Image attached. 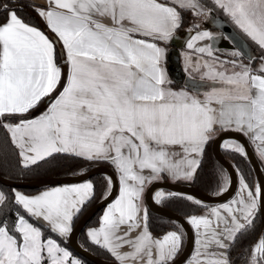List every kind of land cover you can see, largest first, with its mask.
Wrapping results in <instances>:
<instances>
[{
  "label": "snow or ice",
  "instance_id": "6c2138e0",
  "mask_svg": "<svg viewBox=\"0 0 264 264\" xmlns=\"http://www.w3.org/2000/svg\"><path fill=\"white\" fill-rule=\"evenodd\" d=\"M213 5L264 52V0H213ZM2 7L0 118L15 122L0 125L22 164L53 154L111 163L119 194L88 237L119 264H174L185 233L180 228L153 236L143 207L145 189L164 175L191 180L199 166L195 157L218 130L248 137L264 157V55L256 66V57L248 55L245 63L239 50L222 60L210 44L199 43L215 39L213 33L196 25L186 43L191 52L183 55L202 81L211 82L201 96L167 86V50L161 46L173 39L183 10L197 17L211 11L200 0H45L34 10L52 38L26 23L18 9ZM57 47L64 69L56 62ZM42 102L46 109L28 118ZM229 147L246 154L238 141ZM239 182L234 198L189 217L198 247L188 264H232L228 250L264 206V186L249 185L243 176ZM229 187L222 174L217 194ZM13 196L25 215L17 212L11 227L0 221V264H82L26 217L42 219L66 237L74 216L94 196L91 182ZM163 198L156 193L157 200ZM7 199L0 191V205ZM244 264H264V234Z\"/></svg>",
  "mask_w": 264,
  "mask_h": 264
},
{
  "label": "trees",
  "instance_id": "16d2710c",
  "mask_svg": "<svg viewBox=\"0 0 264 264\" xmlns=\"http://www.w3.org/2000/svg\"><path fill=\"white\" fill-rule=\"evenodd\" d=\"M201 1L205 3L208 6V8L211 10L212 6L209 0H201ZM3 2H9V4L7 5L10 8L18 9L17 14L28 23L42 27L41 24L42 20L37 15V12L34 10L36 9V7L29 0H0V22L3 21V18L6 15L2 7ZM17 3H19L20 5H18ZM185 18L186 16L183 10L182 22L180 27L178 28V32H183L189 29V24L186 22ZM260 55H264V53L261 52ZM57 58L59 61H61V57L58 49H57ZM173 84L181 85L180 83L176 82L174 79H173ZM30 113L26 114V116L30 117L31 116ZM0 121H3L4 123H13L15 122V118L13 117L0 118ZM214 138L215 137H213V139H211L209 143L206 145L201 160L199 162V166L195 173V176L191 181L188 182L210 193L219 192V183L221 181V176L225 172V168L221 163L218 162V160L216 159L213 153L212 144ZM18 152H19L18 148L11 141L10 133L6 130L5 127L0 125V173L9 178L28 180V179H37L48 176L75 174L80 171L89 169L90 165L95 162V161L84 160L82 158H78L69 154H53L51 157H47L42 161H38L37 164L35 165H29L25 167L21 162ZM224 154L233 162V164L237 168V171L240 172L241 176L244 177L245 181L249 185H253L254 174L248 159L243 155L244 153H240L235 150H226ZM90 179L93 181V185H94V196L82 207L81 211L74 217L73 227L78 222L82 214L88 208H90L94 203L100 200L108 190L107 178L104 175L98 174ZM0 188L8 197L7 201L3 205H0V221L6 220L9 223V227H11L12 222L16 218L15 214L19 212L21 215H25V212L22 208H20V206H18L15 203L13 196V191H15V189L5 186L1 182H0ZM39 189H21V190L25 192H34ZM162 204L168 207L169 209L180 213L186 218H188L189 215L191 214H197L202 208L201 205H197L195 204L194 201L189 200L187 196L176 193L172 194L171 196H168L167 198H164L162 200ZM102 210H100L89 221L87 226L97 225L99 223V217ZM147 210H148V227L151 231L162 233L171 227L179 226L173 220L161 216L159 214H156L148 208ZM26 218H29L30 222L40 227L46 237L51 236L52 238L58 240V242L62 246L67 247L74 254L81 257L85 264H95L93 261L89 260L88 258L76 252L69 245L68 238L60 237L57 233L52 232L49 227H47L46 225H44L34 217H26ZM85 229L82 231L79 238L81 245L91 250L98 256L110 260H115L114 256L111 255L105 248L94 244L92 241L88 239ZM261 229H262V219L260 212L258 210L255 216L253 226L243 231L241 234H239L235 242H233L231 248L228 250L230 259L235 256V250L237 249L242 250L248 244L257 241L262 232ZM184 244H185V235L183 237L182 247L184 246Z\"/></svg>",
  "mask_w": 264,
  "mask_h": 264
},
{
  "label": "water",
  "instance_id": "95a60500",
  "mask_svg": "<svg viewBox=\"0 0 264 264\" xmlns=\"http://www.w3.org/2000/svg\"><path fill=\"white\" fill-rule=\"evenodd\" d=\"M211 15V26L221 31L237 50L245 53L243 57L248 59V55L253 56L254 49L252 48L251 44L247 40H245L228 21H226L222 17L216 16L213 12H211ZM41 24L44 31L49 35L50 38H52V34L48 32L42 21ZM190 30L191 29L175 33L173 39L170 41L171 46L167 55L169 73L176 82L184 85L186 88L192 91H208L211 84L210 81H202L201 78L188 75L182 66L181 50L186 48L187 41L189 40L190 36L194 34L193 30ZM57 49L60 53L59 47H57ZM223 51L226 54H230L225 49ZM61 61L62 68L64 69V62L62 58ZM63 82L64 81L62 78V83ZM53 95H56V93H53ZM46 107L47 104L42 102L39 107L31 111L30 114L36 115L43 111ZM231 139L239 141L244 146L246 150L245 157L248 159L251 165L255 180L257 184L264 186V168L259 158L257 157L249 139L235 132L229 133L223 131L215 136L212 148L216 159L223 165V167L229 174L230 187L227 192L218 195L217 193L207 192L192 183L175 182L170 180L153 181L151 182V184H149L145 191L144 198L147 208L156 214L173 220L183 229L185 233V244L179 255L175 257L174 264H184L190 258L195 246V232L192 226L188 223V219L186 217L158 202L155 198V193L160 189L166 190L172 193L192 197V199L199 200L201 201V204L206 206L219 205L232 199L236 194L239 185V175L237 168L235 167L233 162L223 152V145ZM98 174H102L105 177L110 178L111 185L106 194L82 214L78 222L72 228V232L69 233L68 242L76 252L93 261L95 264H119L117 260H110L98 256L91 250L82 246L79 241L80 235L82 231L87 227L89 221L107 204H109L117 195L119 180L114 168L106 164H91L89 169L75 174L48 176L28 180L13 179L0 173V182L3 185L11 187L13 189H39L60 184L81 182L90 179ZM259 212L262 219L261 234H264V206L259 208Z\"/></svg>",
  "mask_w": 264,
  "mask_h": 264
},
{
  "label": "crops",
  "instance_id": "0c3cea01",
  "mask_svg": "<svg viewBox=\"0 0 264 264\" xmlns=\"http://www.w3.org/2000/svg\"><path fill=\"white\" fill-rule=\"evenodd\" d=\"M32 4H34V6L36 7V9H39V8H42V7H44L45 6V0H29ZM179 10V9H178ZM18 15V14H17ZM181 15H182V12H181ZM19 16V15H18ZM212 16V15H211ZM22 18V17H21ZM41 18V17H40ZM23 19V18H22ZM24 20V19H23ZM41 20H42V18H41ZM25 21V20H24ZM210 21V20H209ZM26 23H28L27 21H25ZM29 24H31V23H29ZM44 24V23H43ZM31 25H33V26H36V27H38V28H40L42 31H44V29H43V26L42 27H39V26H37V25H34V24H31ZM45 25V24H44ZM181 25V24H180ZM178 32V29L176 30V32L175 33H177ZM47 34V33H46ZM195 34V33H194ZM193 34V35H194ZM219 35V34H218ZM215 37V39H218V42L219 43H217V42H215L214 41V39L213 40H211L210 42L208 41V40H206V41H201V42H199L200 43V45L202 46L203 44H205V43H207V44H210L211 46H212V48H213V50H214V55H216V56H219L220 57V59H222V60H228V59H231V53L232 52H234V46L233 45H231L227 40H226V36H224V38H222V37H220V36H214ZM171 41V40H170ZM170 41H168V42H166V43H164V42H162L161 43V46H164V47H166V50H167V53H166V57H165V68H166V70H167V76H168V79L170 80V84H168L167 86L168 87H170V88H172L173 90H180V89H184V90H186V91H188V92H190L191 94H199V95H201L202 96V94L205 92V91H203V92H195V91H192V90H190V89H188V88H186L184 85H174L173 84V78H172V76H171V74L169 73V69H168V61H167V55H168V51H169V48H170ZM209 43H208V42ZM217 43V44H216ZM226 43V44H225ZM221 45V46H220ZM214 48H216V49H214ZM224 49H226L228 52H230V54H226L223 50ZM236 49V48H235ZM237 50V49H236ZM185 52H191V50H189V49H187V48H185V49H182L181 50V57H182V55L185 53ZM205 59H210L209 57H207V56H205ZM241 59L245 62V63H249V60H247V58H245V57H241ZM56 62H57V64L62 68V61H59L58 60V58H57V53H56ZM258 63H259V57H256V60L255 61H253V65L254 66H256V65H258ZM63 69V68H62ZM192 71V70H191ZM189 74H190V76H193V77H197V78H201V74L199 75V74H192V73H190L189 72ZM46 109V108H45ZM44 109V110H45ZM43 110V111H44ZM42 112V111H41ZM40 112V113H41ZM40 113H38V114H36V115H31L30 117H28V118H32V117H35V116H38ZM219 132H221L220 130H218L217 131V134H216V136L219 134ZM223 132V131H222ZM215 137V136H214ZM248 138V137H247ZM249 139V138H248ZM237 140H233V139H231V140H229L228 142H230V143H233V142H236ZM249 141H250V143H251V145H252V147H253V149H254V151H255V153H256V155H257V157L261 160V162H262V166H263V168H264V157H261L260 155H259V153H258V151H257V148H256V145L249 139ZM239 142V141H238ZM240 143V142H239ZM241 144V143H240ZM233 149V148H232ZM19 150V149H18ZM175 151H179V148H176L175 149ZM202 155H203V153H202ZM202 155H200V156H197V157H195L196 159H198L199 160V162H200V160H201V157H202ZM190 159L191 158H193V157H189ZM20 159H21V157H20ZM92 164H95V165H97V164H106V165H108V166H111L112 168H114V166L111 164V163H109V162H105V161H95L94 163H92ZM114 170H115V172L117 173V171H116V169L114 168ZM196 171H197V169H196ZM196 173V172H195ZM144 174L145 175H147L148 174V170H144ZM194 176H195V174H194ZM193 176V177H194ZM117 177H118V173H117ZM107 178V177H106ZM109 179V180H108ZM193 179V178H192ZM191 179V180H192ZM119 180V179H118ZM161 180H170V181H175V182H189V181H191V180H183V179H179V180H177V179H173V178H171V177H169L168 175H164L163 176V178L161 179ZM109 181H111V179L110 178H107V182H108V189H109V187H110V185H111V183H109ZM84 182H91L92 184H93V181L91 180V179H87V180H84V181H81V182H77V183H68V184H60V185H55V186H49V187H45V188H42V189H39V190H37V191H34V192H25V191H23V190H20V189H16L15 191H19V192H21V193H23V194H25V195H29V196H34V195H38L39 193H41V192H43V191H45V190H48V189H51V188H53V187H60V186H65V185H71V184H79V183H84ZM254 184H256L255 182H254ZM119 188H120V184H119ZM119 188H118V192H117V195L115 196V198L118 196V194H119ZM147 188V187H146ZM237 189H239V187L237 188ZM145 191H146V189H145ZM167 193H169V192H167ZM237 194V193H236ZM236 194H235V196H236ZM144 195H145V192H144ZM235 196H233V198L235 197ZM114 198V199H115ZM114 199L111 201V202H113L114 201ZM231 200V199H230ZM110 202V203H111ZM228 202V201H227ZM108 205V204H107ZM107 205L103 208V210L101 211V214H100V217H99V223L97 224V225H91V226H87L86 227V229H85V232H86V235H87V237H88V231H89V229H91V228H96V227H99L100 226V224H101V218H102V216H103V213L105 212V210H106V208H107ZM199 205H201L202 206V208H201V210L199 211V212H207V209L208 208H210V207H213V206H217V205H203V204H199ZM143 207L147 210V206H146V204H145V198H144V196H143ZM75 217V216H74ZM35 218V217H34ZM37 219V218H36ZM37 220H39L41 223H43L44 225H46L47 227H49L48 226V224H47V222L46 221H43L42 219H37ZM73 220H74V218H73ZM147 225H148V210H147ZM177 227H180V226H177ZM177 227H171V228H169V229H167L166 231H164V232H162V233H157V232H154V231H151L150 229H149V227H148V229H149V231L153 234V236H155V237H162L164 234H166L168 231H173V230H179L180 228H177ZM72 228H73V223H72ZM69 235V234H68ZM68 235L66 236V237H64V238H67L68 237ZM262 235V234H261ZM260 235V236H261ZM195 236H196V234H195ZM196 238L197 237H195V240H196ZM88 239L90 240V238L88 237ZM91 241V240H90ZM182 244H183V242H182ZM62 246V245H61ZM62 247H64V246H62ZM102 247V246H101ZM196 247H198V245H196V243H195V247H194V250H193V253H192V255L190 256V258L188 259V260H190L191 259V257H193V255H194V251H195V248ZM65 248V247H64ZM182 245H181V247H180V250H179V252L177 253V255H179V253H180V251L182 250ZM67 249V248H66ZM71 254H72V256L74 257V258H76V259H79L80 261H82V264H85L84 262H83V260H82V258H80L78 255H76V254H74L70 249H67ZM125 250H128V249H125ZM176 255V256H177ZM175 256V257H176ZM115 258V257H114ZM115 260H116V258H115ZM188 260H187V262H188Z\"/></svg>",
  "mask_w": 264,
  "mask_h": 264
},
{
  "label": "rangeland",
  "instance_id": "374dc122",
  "mask_svg": "<svg viewBox=\"0 0 264 264\" xmlns=\"http://www.w3.org/2000/svg\"><path fill=\"white\" fill-rule=\"evenodd\" d=\"M209 2H210V4H211V6H212V8H211V11L216 15V16H218L219 15V17H222V18H224L226 21H228L239 33H240V35L245 39V40H247L250 44H251V46H252V48L254 49V54L253 55H255V54H257V56L258 57H260L261 55H260V53L262 52L261 51V49L254 43V42H252L251 40H250V38H248L237 26H235L233 23H232V21L230 20V18L227 16V15H225L223 12H222V10H220V9H218V8H216L214 5H213V0H209ZM200 3L202 4V5H204V6H206V8H208V6L205 4V3H203L201 0H200ZM7 4H9V2H3L2 3V5H7ZM16 4V3H15ZM18 5H20L19 3H17ZM24 7V6H23ZM209 9V8H208ZM211 11L206 15V16H201V17H197V16H195V15H193L192 14V12L191 11H189V10H184V14H185V16H186V18H185V20H186V22L189 24V29H191V30H193V32L195 33V31L197 30L196 29V25H199V29L198 30H201V31H203V30H207V31H209V32H211V33H213V35L215 36H220V37H222V38H224V34L221 32V31H219L218 29H215L213 26H211L210 25V19H211ZM219 34V35H218ZM227 38V37H226ZM262 53H264V52H262ZM181 61H182V66H183V68H184V70L186 71V69H188L187 71H186V73L188 74V75H190L189 74V72L190 73H192V74H201V73H198V72H195V71H191V69L189 68V66H188V64H186V62H185V59H184V55H182V57H181ZM230 144H232V143H230V142H226L224 145H223V152H225L226 150H234V149H232L231 147H229V145ZM244 156H245V154H243ZM84 171V170H83ZM80 172H82V171H80ZM224 174H226L228 177H229V174L227 173V171L225 170V172H224ZM238 175H239V177L241 176V174H240V172L238 171ZM254 182L257 184V182H256V180H255V177H254ZM185 183H188V182H185ZM151 184V183H150ZM149 186V184L147 185V187ZM238 187L240 188V182H239V185H238ZM147 189V188H146ZM16 190V189H15ZM21 190V189H20ZM238 190L239 189H237V191H236V193L238 192ZM0 191H2L1 190V188H0ZM108 191V190H107ZM3 192V191H2ZM157 192H162V193H164L165 194V198H167L168 196H171L172 194H174V193H172V192H169V191H166V190H162V189H160V190H158ZM156 192V193H157ZM167 192H169V193H167ZM156 193H155V198H156ZM218 193V192H217ZM168 194H171V195H168ZM235 196V195H234ZM164 199V198H163ZM163 199H160V200H157L158 202H160V203H162V200ZM192 201H196L195 199H191ZM199 214H206V212H198L197 214H191V215H199ZM191 215H189V217L191 216ZM189 217L187 218L188 220H189ZM38 227V226H37ZM262 230V229H261ZM194 232H195V230H194ZM261 235V234H260ZM196 237V236H195ZM260 237V236H259ZM68 238V237H67ZM54 239V238H53ZM257 241H254V242H252V243H250V244H248L246 247H244V249H242V250H240V249H237V250H235V256L233 257V258H231V261H232V264H244V262H245V260L247 259V257H248V253L251 251V248H252V246L256 243ZM195 247V246H194ZM65 248H67V247H65ZM68 249V248H67ZM194 250V249H193ZM193 253V252H192ZM192 255V254H191ZM194 256V255H193ZM81 258V257H80ZM193 257H191V259H192ZM190 259V260H191ZM189 261V260H188ZM184 264H188V262L186 261Z\"/></svg>",
  "mask_w": 264,
  "mask_h": 264
},
{
  "label": "flooded vegetation",
  "instance_id": "af4514ba",
  "mask_svg": "<svg viewBox=\"0 0 264 264\" xmlns=\"http://www.w3.org/2000/svg\"><path fill=\"white\" fill-rule=\"evenodd\" d=\"M226 40L232 45V43H231L227 38H226ZM208 41L210 42L211 40H208ZM208 41H207V42H208ZM214 41L217 42V43H219V42H218V39H214ZM209 42H208V43H209ZM217 43H216V44H217ZM225 44H226V43H225ZM220 46H221V45H220ZM214 49H216V48H214ZM225 50H226V49H225ZM234 51H237V50L235 49V47H234ZM229 53H230V52H229ZM253 54H254V53H253ZM253 56H254V57H258L257 54H255V55H253ZM247 60H248V59H247Z\"/></svg>",
  "mask_w": 264,
  "mask_h": 264
}]
</instances>
